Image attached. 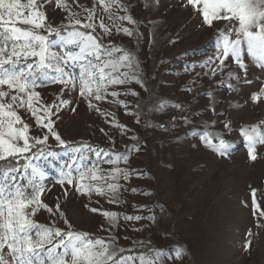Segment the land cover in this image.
<instances>
[{
  "label": "rangeland",
  "instance_id": "374dc122",
  "mask_svg": "<svg viewBox=\"0 0 264 264\" xmlns=\"http://www.w3.org/2000/svg\"><path fill=\"white\" fill-rule=\"evenodd\" d=\"M122 2L128 8L127 14L137 21L138 38L120 33L113 36V42L134 50L146 90L133 83L130 87L139 97L120 99L129 102L132 112L138 111L135 105L139 100L140 123L135 122L136 116L125 114L123 107L107 102L100 107L115 113L116 121L127 126L126 134L110 123L111 117L99 116L78 97L63 108L55 128L67 146L56 151L58 155L51 163L43 164L45 183L51 189L44 195V202L53 207L59 203L76 231L105 238L109 232L101 230V225L108 227L103 211L141 216L140 221H121V226L112 229V233L118 237L120 246L134 248L137 253L150 248L163 249L164 264H264V217L260 216L264 211V145L256 146L257 159L250 160L241 133L243 127L252 125L264 131V96L257 101L251 99L253 93L264 88V69L245 54L246 69L237 70L240 81H228L235 87L231 90L219 83L226 73L210 78V73L203 74L207 69L199 66L213 55L216 28L224 27L226 22L214 21L215 28H209L202 16L186 5V0H158V3L148 0L149 7H145V0ZM79 3L91 6V0ZM46 11L51 26L65 21L66 13L56 9L55 4ZM122 23L133 27L127 21ZM228 63L230 68L235 67L230 60ZM193 64L196 66L191 68ZM186 67L191 70L185 72ZM210 89L213 100L207 95ZM59 90V85L39 89L48 103ZM73 95L63 98L72 100ZM160 100L168 102L163 111L157 110ZM174 104H180L183 110L172 107ZM180 117H187L190 123H184ZM25 118L33 124L32 135L43 134L30 117ZM205 123L209 125L207 130L219 134L231 145L225 155L206 147L199 135H189L193 131L202 133ZM225 123L229 128L224 127ZM133 136L138 139H131ZM76 142L114 152L130 151L128 164L120 165L134 170L128 181H120L125 189L120 197L122 204H109L96 196L90 201L68 185L65 195L64 189L56 184L59 165L70 160L72 147L79 146L73 145ZM48 144L61 146L52 138ZM102 167L107 169L110 165ZM133 188L137 191H131ZM146 192L150 194L144 195ZM91 208L99 211L94 213ZM35 219L48 223L49 214L41 211ZM58 226L65 227L63 220ZM134 242H143L145 246L141 248ZM178 247L185 249L179 260L174 257Z\"/></svg>",
  "mask_w": 264,
  "mask_h": 264
},
{
  "label": "snow or ice",
  "instance_id": "6c2138e0",
  "mask_svg": "<svg viewBox=\"0 0 264 264\" xmlns=\"http://www.w3.org/2000/svg\"><path fill=\"white\" fill-rule=\"evenodd\" d=\"M52 4L66 13L65 21L55 27L48 23L46 11ZM186 5L201 15L209 28H215L214 21L226 22L224 27L216 28L213 55L199 65L207 69L204 75L210 73V78H215L226 73L219 83L235 90L228 81H240L237 70L246 69L245 54L264 69V0H186ZM145 7H149L148 0ZM120 11L126 14L119 15ZM127 13L122 0H91V6L79 0H0V264H164L163 249L150 248L137 253L134 248L120 246L118 237L112 233V229L121 226V221H140L141 216L103 211L108 227L101 225V230L109 232L105 238L76 231L59 203L53 207L43 199L51 191L45 183L43 164L51 163L58 155L50 149L48 141L52 138L59 145H66L56 131V120L61 110L72 105L77 97L99 116L111 117L110 123L123 134L127 133V126L116 121L114 112L102 109V102L123 107L125 114L136 116L135 122L140 123L139 100L135 105L138 111L132 112L129 102L120 99L139 97L130 87L133 83L146 90L140 61L134 50L113 42V36L120 33L138 38L137 21ZM123 21L133 27L124 26ZM229 60L235 67H229ZM191 68L186 67L185 72ZM51 85H59L60 90L48 103L39 89ZM68 94H74L72 100L63 98ZM207 95L214 99L211 89ZM262 96L264 88L253 93L251 99L257 101ZM167 106V101L160 100L157 110L163 111ZM172 107L183 110L180 104ZM26 116L42 135H32L33 124ZM172 119L175 121L176 117ZM180 119L190 123L187 117ZM224 127L229 128V124ZM204 128L202 133L193 131L189 135H199L206 147L225 155L231 147L229 142L207 130V123ZM241 133L249 159L255 161L256 146L264 145V131L252 125L243 127ZM214 139L218 142H213ZM133 148L139 151L138 146ZM71 152L70 160L59 165L56 180L65 195L68 185L90 201L96 196L109 204H122L120 197L125 189L120 181H128L134 170L120 165L128 164L130 151L114 152L82 143L72 147ZM104 164L110 167H102ZM253 205L255 214V199ZM41 211L49 214L48 223L35 219ZM260 216L264 217V211ZM60 220L65 227L58 226ZM134 243L141 248L145 246L143 242ZM184 254L182 247L174 251L177 260Z\"/></svg>",
  "mask_w": 264,
  "mask_h": 264
},
{
  "label": "trees",
  "instance_id": "16d2710c",
  "mask_svg": "<svg viewBox=\"0 0 264 264\" xmlns=\"http://www.w3.org/2000/svg\"><path fill=\"white\" fill-rule=\"evenodd\" d=\"M83 142H76V143H73V145H80L82 144ZM67 146V144L65 146H59V147H53V146H49L51 150H54V151H61L63 148H65Z\"/></svg>",
  "mask_w": 264,
  "mask_h": 264
}]
</instances>
